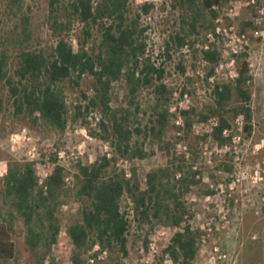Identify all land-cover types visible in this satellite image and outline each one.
I'll use <instances>...</instances> for the list:
<instances>
[{"label": "rangeland", "instance_id": "1", "mask_svg": "<svg viewBox=\"0 0 264 264\" xmlns=\"http://www.w3.org/2000/svg\"><path fill=\"white\" fill-rule=\"evenodd\" d=\"M53 0H0V52L8 51L11 57L10 75L19 81L17 71L19 56L26 51H42L52 56L58 40L69 42L78 48L84 39L83 26L75 22L72 29L60 32L55 29L58 14L53 10ZM62 0L60 18L69 3ZM153 4L150 14H143L142 7ZM264 0L257 6L248 5L247 0H224L217 10L223 30L235 27V34H246L250 47L248 55L253 81L252 130H239L235 120L230 148L220 146L213 138L212 123H198L197 115L207 110L213 102L216 85L233 81L239 74L240 56L232 54L231 43L221 36L212 42V50L220 53L216 66L205 67L202 63L204 45L209 41L207 34L217 25L206 12L199 34L188 38L195 44L194 49H179L173 38L182 34L183 20L188 9L182 0H131V16L142 15V24L148 28V56L166 70L165 84L172 91L168 108L171 111V128L163 142L153 138H136L134 145L142 147L150 156L144 160L118 157L119 168L133 175L136 170L142 190L147 189V176L153 171L165 168L173 162L184 165L185 174L191 166L199 170L202 183L192 187L184 196L189 211V222L199 230V251L194 264H264V15L261 10ZM233 9V12L230 10ZM230 14L232 17H230ZM62 22L63 19H59ZM94 41L100 34L93 31ZM168 45L170 53L168 55ZM91 48V45L89 46ZM183 65L186 72L180 68ZM214 69V73L213 72ZM201 71L204 77L198 72ZM76 77L59 84L70 110V117L78 106H87L84 94H95V79L84 76L80 86L75 85ZM129 88L126 80L113 86L111 106L114 109L130 108ZM156 98L153 89L144 90L138 97L141 112L133 118L146 126L151 118ZM0 162L6 172L0 179V218L7 224L17 218L14 240L17 258L12 264H37L43 251H33L26 240L25 220L17 214L14 200L6 196V178L16 170H24L33 164L41 188L53 172L55 162L66 169V192L59 199L56 213L61 235L45 262L52 264H73L78 253L69 234L73 225L82 224V211L86 201L78 198L79 165H95L106 154L116 157L109 141L100 138V122L108 120L100 109H93L88 119L73 122L70 119L65 132L50 127L39 115L31 117L19 114L9 87L0 82ZM194 110V129L187 133L182 111ZM19 138V139H17ZM190 156V157H189ZM190 158V159H189ZM53 159H56L54 161ZM175 163V164H176ZM118 167V166H117ZM130 177V178H131ZM124 210L130 213L132 227L128 235L127 254L120 249L107 251L104 259L95 264H176L164 255L173 237L181 230L159 223L154 227L145 224L142 228L135 222L132 203L126 198ZM40 230V223H36ZM83 259L90 264L95 246L90 248ZM148 240V248L145 242ZM92 264V263H91Z\"/></svg>", "mask_w": 264, "mask_h": 264}, {"label": "trees", "instance_id": "2", "mask_svg": "<svg viewBox=\"0 0 264 264\" xmlns=\"http://www.w3.org/2000/svg\"><path fill=\"white\" fill-rule=\"evenodd\" d=\"M188 9V17L183 20L182 34L173 38L179 48L194 49L195 44L188 38L199 34L203 26L204 14L208 12L216 19V7L224 0H182ZM58 14L55 29L70 31L75 22L83 26L84 39L78 48L66 40L60 39L52 56L40 51H24L19 56L15 82L10 75L11 57L8 51L0 52V82L10 89L19 114L31 117L39 115L50 127L65 132L70 119L85 121L93 109H100L105 120L100 122V138L109 141L116 157H102L95 165H79L78 198L87 202L82 211L83 223L73 225L69 234L78 253L73 264H87L83 252L90 245H100L103 251L120 249L127 254L128 235L132 227L130 213L123 208L128 198L132 203V213L139 227L145 224L155 226L162 223L181 229L164 250L176 264H194L199 251L201 233L189 222L190 211L184 202V196L192 187L202 183L198 177L202 173L191 166L185 174L184 165L173 162L171 165L153 171L147 176V189L142 190L136 170L131 178L117 167L118 157L144 160L150 156L134 139L153 138L163 142L171 128L172 114L168 105L172 91L165 84L166 70L158 66L148 56L147 31L142 24V15L131 16V0H73L60 18L62 0L51 2ZM153 4L142 7L143 14H150ZM59 19H63L59 22ZM97 30L100 40L94 41L93 31ZM91 45V48L89 47ZM170 46L168 45V55ZM206 60L214 67L220 62V53L216 50L203 52ZM238 76L231 82L216 85L213 90V102L204 112L197 115L198 123L207 124L216 119L217 126L213 138L220 146L232 139L224 136L232 128L234 120L243 115L246 121L245 131L252 130L253 92L249 82L253 81L248 55L240 57ZM183 73L186 69L180 65ZM214 73V69L213 72ZM84 76L95 79L94 96L83 95L88 105L78 106L70 117V110L59 84L77 78L75 85L80 86ZM126 80L129 88L130 108L114 109L111 106L112 90L115 83ZM153 89L156 103L148 125L142 126L133 121L134 115L141 112L138 97L144 90ZM1 108V105H0ZM194 110L182 111L185 130L193 131L196 120ZM190 157V156H189ZM190 159V158H189ZM56 161V159H53ZM66 169L55 162L53 172L46 180V188L39 186L33 164L24 170H16L7 178L6 196L14 200L17 214L25 220L26 240L33 251H43L37 264H46V258L53 246L59 242L61 227L56 216L59 199L66 192ZM16 222L18 219L13 218ZM40 223V230L36 223ZM1 230V229H0ZM3 231L0 232V235ZM148 240L145 246L148 248ZM12 252V249L9 250ZM98 256V254L96 255ZM52 264H55L53 261Z\"/></svg>", "mask_w": 264, "mask_h": 264}, {"label": "built area", "instance_id": "3", "mask_svg": "<svg viewBox=\"0 0 264 264\" xmlns=\"http://www.w3.org/2000/svg\"><path fill=\"white\" fill-rule=\"evenodd\" d=\"M238 1H240V0H238ZM247 2H248V5L254 7V6H257L258 0H247ZM221 5H219L218 7L215 8L216 12L220 8ZM230 11L233 12V9H231ZM261 14L264 15V7L261 10ZM230 17H232L231 14H230ZM215 21H216L217 25L214 26L213 29L211 30V32H209L207 34V38L209 39V41L204 45V52L211 51L212 50L211 43L220 39L221 36H224V38L229 40L231 43L230 45H231V50H232L233 55L240 56L242 54H245L247 52L248 48L250 47V42H249L247 35L246 34H242V35L240 34V35L236 36L234 26H230L229 29L223 30L221 25H219V23H221L223 21L222 18L219 17V15L217 16ZM202 63L205 67H208L210 65V63L206 60V58L204 56L202 58ZM198 73L200 75H202V77H204L203 74L201 73V71H199ZM251 83L252 82L248 83L249 86ZM209 123H212L213 131H214V128L217 126V120L213 119V120L209 121ZM234 123H236V126L239 130H241V131L245 130L246 121H245V118L243 115H240L239 117H237L235 119ZM233 132H234V124H232V128L230 130H227L224 133V136L226 138H231L232 140L228 144H226L222 147L230 148V146L232 145V142L235 139L233 137ZM105 156H107L108 158H113V156L111 154H106ZM118 163H119V161H118ZM118 163H117V166L119 168ZM120 170H122V169H120ZM125 172L127 173V171H125ZM127 176L129 178L131 177V175H129L128 173H127ZM41 185L44 189H47L46 188V182L42 181ZM107 253H108L107 251L102 250L100 245H95V253L90 257V260H89L90 264L91 263L95 264L96 262L101 261L102 259H104V256H106ZM97 254H98V256H96ZM171 262H173V261L171 260ZM48 263L49 262H46V264H48Z\"/></svg>", "mask_w": 264, "mask_h": 264}, {"label": "crops", "instance_id": "4", "mask_svg": "<svg viewBox=\"0 0 264 264\" xmlns=\"http://www.w3.org/2000/svg\"><path fill=\"white\" fill-rule=\"evenodd\" d=\"M3 172H6L5 165L0 162V179L4 177ZM11 223L7 224L3 219L0 218V264H12L17 258V245L14 240L15 233V221L11 218ZM12 249L10 253L9 250Z\"/></svg>", "mask_w": 264, "mask_h": 264}, {"label": "clouds", "instance_id": "5", "mask_svg": "<svg viewBox=\"0 0 264 264\" xmlns=\"http://www.w3.org/2000/svg\"><path fill=\"white\" fill-rule=\"evenodd\" d=\"M17 139H19V138H17Z\"/></svg>", "mask_w": 264, "mask_h": 264}]
</instances>
